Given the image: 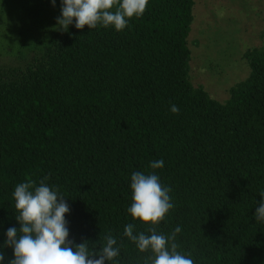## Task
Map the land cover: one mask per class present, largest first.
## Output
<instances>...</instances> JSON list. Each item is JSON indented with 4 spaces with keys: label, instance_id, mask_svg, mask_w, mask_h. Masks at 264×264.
I'll return each mask as SVG.
<instances>
[{
    "label": "trees",
    "instance_id": "obj_1",
    "mask_svg": "<svg viewBox=\"0 0 264 264\" xmlns=\"http://www.w3.org/2000/svg\"><path fill=\"white\" fill-rule=\"evenodd\" d=\"M195 0H150L122 31L75 23L25 68L0 69V252L19 230L12 193L45 176L67 200L70 239L111 233L119 264H143L123 235L136 232L130 178L150 163L174 208L158 226H180L178 251L195 264H264V45L244 53L249 76L221 103L190 80ZM176 105L178 114L170 109ZM91 247V244H90ZM100 245H97L99 250ZM111 264V262H109Z\"/></svg>",
    "mask_w": 264,
    "mask_h": 264
},
{
    "label": "clouds",
    "instance_id": "obj_2",
    "mask_svg": "<svg viewBox=\"0 0 264 264\" xmlns=\"http://www.w3.org/2000/svg\"><path fill=\"white\" fill-rule=\"evenodd\" d=\"M56 0H52L55 6ZM150 0H61V16L57 25L67 32L75 23L78 30L97 27L114 28L122 31L133 18H141ZM178 114L176 105L170 109ZM164 161L154 160L149 172L134 171L130 178L131 204L127 211L134 221L144 224L145 231L136 232L135 224L125 225L123 235L127 237L141 253L151 252L143 264H195L191 254L178 251L176 236L182 229L176 226L174 231L165 235L158 232V226L174 208L171 198L172 189L165 186L155 170L162 169ZM50 176L38 183L26 178L25 182L15 185V219L19 230L11 227L7 230L4 247L13 250L14 258L8 264H119L120 246L111 233L101 234L98 243L88 240L76 244L70 239L66 215L70 213L68 199L55 185L49 186ZM264 198V191L260 193ZM254 219L264 222V199L258 202ZM91 244V247H90ZM100 245L97 250V245ZM5 255L0 252V264Z\"/></svg>",
    "mask_w": 264,
    "mask_h": 264
},
{
    "label": "rangeland",
    "instance_id": "obj_3",
    "mask_svg": "<svg viewBox=\"0 0 264 264\" xmlns=\"http://www.w3.org/2000/svg\"><path fill=\"white\" fill-rule=\"evenodd\" d=\"M190 80L221 103L244 81V53L264 45V0H195ZM61 0H0V69L25 68L61 29Z\"/></svg>",
    "mask_w": 264,
    "mask_h": 264
}]
</instances>
